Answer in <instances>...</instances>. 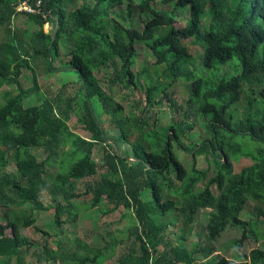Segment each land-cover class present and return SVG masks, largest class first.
<instances>
[{
	"label": "trees",
	"instance_id": "obj_1",
	"mask_svg": "<svg viewBox=\"0 0 264 264\" xmlns=\"http://www.w3.org/2000/svg\"><path fill=\"white\" fill-rule=\"evenodd\" d=\"M22 2L29 11H17ZM18 16L29 42L12 25ZM140 48L153 62L134 71ZM35 61L76 76V129L86 137L67 124L69 104L41 98ZM103 72L115 91L101 89ZM171 84L185 111L169 100L162 125L153 109ZM117 90L144 96L140 114L122 115ZM0 99V264H264V0H0ZM176 151L206 167L187 169ZM239 159L250 164L235 173ZM206 209L202 241H189ZM83 211L132 224L91 246L60 229L64 214L74 222ZM45 212L52 233L35 226ZM29 227L38 239L21 234ZM229 227L239 237L227 256L203 243Z\"/></svg>",
	"mask_w": 264,
	"mask_h": 264
},
{
	"label": "rangeland",
	"instance_id": "obj_2",
	"mask_svg": "<svg viewBox=\"0 0 264 264\" xmlns=\"http://www.w3.org/2000/svg\"><path fill=\"white\" fill-rule=\"evenodd\" d=\"M24 3V2H22ZM22 3L18 5L17 11L22 9ZM13 27H16L18 30V35L23 41L29 42L28 39L23 35V31L26 28V24L24 23L23 17H17L16 20H12ZM175 26H178V22L175 23ZM52 28L51 23H47L43 26V29L45 32H49ZM30 31H33V27H30ZM25 42V43H26ZM60 55H63L62 52ZM153 62L152 58L146 53V51H143L141 48L138 51V56L135 62V65L133 66V70L136 71L141 66L148 67ZM34 68L37 74V82L40 89V96L41 98H47L48 100L54 101L59 100L61 102V105L65 106V104H69L71 107V111L69 112V119L67 121V124L71 128L72 131L81 134V136L86 137L87 135L81 131L80 129H76V123H77V116L80 112L79 109V99H73L74 95L77 91V84L76 82V76L74 74L64 72V71H57L53 73H47L43 69V63L35 61ZM57 65V62L55 64ZM110 72V70H109ZM99 75V74H98ZM96 76L99 78V84L101 89L104 92L109 93V89L115 91L117 88L112 86L108 83V77L103 73H101L99 76ZM110 79V77H109ZM21 85L23 88L29 87L31 84L28 80L21 79ZM167 97L163 98L160 102V105L153 110L157 113V117L160 120V123L162 125H166L167 123V117L166 113L169 112V100L174 101L175 107L173 106L172 112L178 113V111L183 113L185 111V97L183 96L181 89L176 84H171L167 90ZM129 93L128 90H117L115 94H112V97L114 98L113 101L119 103L122 107V115L126 116L129 114V112H133L136 109V115L140 114L141 110L137 109L135 106V103L138 99L137 97H141L140 100V106L143 105L145 99L143 95H132L129 96V99H120L119 97L123 94ZM72 98V99H70ZM42 100V99H40ZM39 100L36 99V102ZM1 103V99H0ZM178 110V111H177ZM173 116L178 117L179 115L173 114ZM110 120V115L103 114L101 117V121L103 124L104 129L106 130V133L109 135L116 134V129H112L108 124ZM197 133V136L201 133L202 129L197 126L194 130ZM196 136V137H197ZM197 138L195 139V141ZM241 138H237L236 142H240ZM176 155L178 156L179 161L185 166L187 169H190L192 165H194L197 169H203L206 167V163L204 162L203 156H197L194 160H192L187 154H183L182 152L176 151ZM46 155L41 150L38 152L39 158H44ZM93 159L97 163V173L100 174L104 171L102 167L101 157L98 154L97 150H93ZM250 164V161L247 159H239L236 162H233V171L236 173L240 170V168L244 165ZM50 170H55L56 167L53 166L54 164H51ZM102 167V168H100ZM79 190L83 191V186L79 185ZM41 201L48 205L50 202L49 196L46 193H42L40 195ZM104 208H109V206L106 207V205H102ZM209 212V210H200L197 219L195 220V223L193 224L191 228V232L188 235L189 241H196L203 239V225L205 216ZM129 214V213H128ZM119 213L115 212L113 215H103L99 214L96 211H83L80 212L74 222L68 221L67 215L64 214L61 217L62 221V227L60 229L63 231V233H66L69 238H72L74 236L78 237L82 241L86 242L88 245L91 246H97L96 245V239L95 236L102 234L105 230L112 231L114 233L115 229H122L124 227H127L132 224V222L129 220V215L126 217H123V219H120L119 222H117ZM52 217V213L45 212L38 214L35 217V226L37 229H44L51 232V229L46 226L47 222L50 221ZM118 218V219H117ZM249 217L246 214L241 215V220H247ZM21 234L30 238V239H38L39 238V232L35 230L33 227H29L28 229H20ZM6 234H9V231H6ZM120 236V235H119ZM239 237V231H237L235 228L229 227L226 232H224L215 242H209L204 241L203 243L208 246H213L216 250L214 253L219 254L222 256H227V254L230 252V243L233 239ZM55 240H57V237H55ZM42 242V241H41ZM262 241H258L254 245H252V248L260 247ZM48 246L54 248V244L50 240L48 242ZM252 248L244 247V250H250ZM43 264V263H41ZM45 264H52V263H45ZM103 264H115L114 260L111 259L110 261L103 263Z\"/></svg>",
	"mask_w": 264,
	"mask_h": 264
},
{
	"label": "built area",
	"instance_id": "obj_3",
	"mask_svg": "<svg viewBox=\"0 0 264 264\" xmlns=\"http://www.w3.org/2000/svg\"><path fill=\"white\" fill-rule=\"evenodd\" d=\"M22 9L23 10H28L29 11V8L27 7V5L25 3H22Z\"/></svg>",
	"mask_w": 264,
	"mask_h": 264
}]
</instances>
